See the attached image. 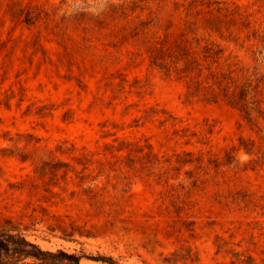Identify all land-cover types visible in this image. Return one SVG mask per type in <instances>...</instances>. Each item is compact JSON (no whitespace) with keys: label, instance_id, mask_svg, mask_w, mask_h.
Instances as JSON below:
<instances>
[{"label":"rangeland","instance_id":"rangeland-1","mask_svg":"<svg viewBox=\"0 0 264 264\" xmlns=\"http://www.w3.org/2000/svg\"><path fill=\"white\" fill-rule=\"evenodd\" d=\"M3 232L264 264V0H0Z\"/></svg>","mask_w":264,"mask_h":264},{"label":"trees","instance_id":"trees-1","mask_svg":"<svg viewBox=\"0 0 264 264\" xmlns=\"http://www.w3.org/2000/svg\"><path fill=\"white\" fill-rule=\"evenodd\" d=\"M27 258L37 259L42 264H63L65 261L81 264V257L61 250L45 251L21 233H0V264H26L24 260Z\"/></svg>","mask_w":264,"mask_h":264}]
</instances>
